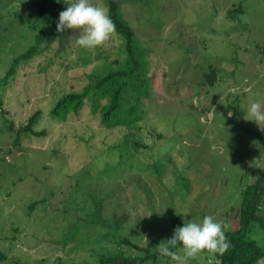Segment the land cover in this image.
Listing matches in <instances>:
<instances>
[{
    "label": "rangeland",
    "instance_id": "1",
    "mask_svg": "<svg viewBox=\"0 0 264 264\" xmlns=\"http://www.w3.org/2000/svg\"><path fill=\"white\" fill-rule=\"evenodd\" d=\"M107 1L90 0L108 10ZM118 1L148 63L146 113L132 132L148 146L130 152L121 144L128 130L105 127L88 105L65 122L50 116L90 72L116 68L125 46L117 32L92 50L76 45L78 31L57 32L62 41L22 62L0 88V250L9 257L0 264L109 262L119 248L133 257L155 253L143 264H178L157 246L206 215L234 230L242 190L264 171V122L246 115L252 102L264 104V0ZM41 27L31 0H0V79ZM212 67L213 86L204 78ZM230 104L239 107L234 118L225 114ZM37 109L36 130L46 134H24L15 146L8 125L25 124ZM155 161L167 171L164 186L141 168ZM249 237L264 246L258 224ZM172 251L183 255L182 245ZM215 257L204 251L185 264Z\"/></svg>",
    "mask_w": 264,
    "mask_h": 264
},
{
    "label": "trees",
    "instance_id": "2",
    "mask_svg": "<svg viewBox=\"0 0 264 264\" xmlns=\"http://www.w3.org/2000/svg\"><path fill=\"white\" fill-rule=\"evenodd\" d=\"M108 14L115 23L116 32L125 39L124 54L121 59H115L116 68L110 70L90 72L88 82L79 90L64 92L58 97L54 106L50 109V116L59 122H65L71 113H79L85 105H88L93 114H98L102 125L107 128L124 127L128 130L126 137L121 143L129 147L130 152L133 147L135 150L144 151L148 146L145 142L134 138L132 133L143 117L145 116V97L148 93V63L142 48L139 46L134 28L123 17L121 4L118 0H108ZM31 4L36 7V22L41 29L37 35L36 44L29 50L17 56L11 67L3 78L0 79V88L3 84L9 83L15 79L19 72L22 62L33 59L38 54L47 51L57 39V22L59 13L63 11L64 1L60 0H31ZM236 10V9H235ZM234 16L229 11V16ZM38 52V54H37ZM61 50H58L60 53ZM97 57H100L97 55ZM89 56H84V63L91 62ZM73 66V65H71ZM205 81L213 86L218 79L217 69L212 67L204 75ZM233 110V112H231ZM42 109H37L29 116L27 122L16 125H8V131L15 133L14 144L21 143L24 134H33L43 136L46 129L36 130V125L42 116ZM239 113V107L230 104L225 109L228 118H234ZM114 147V146H113ZM133 149V151H135ZM121 159V158H120ZM145 163V162H144ZM133 166L126 163L128 172L132 171ZM142 169H150L156 174L159 183L164 186V178L167 175L164 171V165L155 161V163L146 166L141 165ZM165 174V175H164ZM173 173L171 175L172 179ZM104 203V199H103ZM37 202L32 206L35 207ZM236 227L234 230L226 231V236L231 243V247L223 254L216 253L215 263L219 264H256L264 257V246L256 239L249 237L252 228L258 224L264 234V171L257 180L247 185L242 190L241 205L234 216ZM64 246L67 242L62 243ZM180 245L175 246L176 249ZM172 249V250H173ZM82 254L91 251L83 248ZM155 256V253L146 252L141 257L126 255L123 249H118L109 262L105 261H68L64 258H55L52 264H143L145 261ZM8 254L0 250V260H8Z\"/></svg>",
    "mask_w": 264,
    "mask_h": 264
},
{
    "label": "clouds",
    "instance_id": "3",
    "mask_svg": "<svg viewBox=\"0 0 264 264\" xmlns=\"http://www.w3.org/2000/svg\"><path fill=\"white\" fill-rule=\"evenodd\" d=\"M60 0H57L59 3ZM68 7L59 13L57 32L66 30L78 31L79 37L75 43L85 49H95L106 45L116 32L115 23L110 18L107 10L94 5L90 0H66ZM249 120L256 121L260 126L264 122V104L252 102L246 109ZM262 130L264 128L261 127ZM185 216L187 210L181 212ZM230 225L224 221H217L212 215H206L201 223L186 220L183 226H177L171 238L157 246L161 255L171 257L178 264H185L189 258L195 259L202 252L223 255L231 243L226 236ZM182 245L183 255L172 251L175 246Z\"/></svg>",
    "mask_w": 264,
    "mask_h": 264
}]
</instances>
